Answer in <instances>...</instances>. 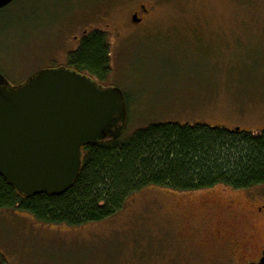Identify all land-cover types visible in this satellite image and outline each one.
I'll return each mask as SVG.
<instances>
[{
  "label": "rangeland",
  "instance_id": "1",
  "mask_svg": "<svg viewBox=\"0 0 264 264\" xmlns=\"http://www.w3.org/2000/svg\"><path fill=\"white\" fill-rule=\"evenodd\" d=\"M95 31L107 36L112 67L96 84L128 104L122 140L164 123L264 131V0H16L0 11V73L20 86L67 67ZM263 205L264 185L152 187L82 227L0 210V264H244L242 248L264 236L254 216Z\"/></svg>",
  "mask_w": 264,
  "mask_h": 264
},
{
  "label": "trees",
  "instance_id": "2",
  "mask_svg": "<svg viewBox=\"0 0 264 264\" xmlns=\"http://www.w3.org/2000/svg\"><path fill=\"white\" fill-rule=\"evenodd\" d=\"M67 63L95 82L107 81L112 67L106 34H87ZM82 151L78 178L61 196L24 197L0 175V210L26 212L47 225L82 227L112 218L131 197L152 187L192 193L264 185V131L154 124L127 140H107Z\"/></svg>",
  "mask_w": 264,
  "mask_h": 264
},
{
  "label": "water",
  "instance_id": "3",
  "mask_svg": "<svg viewBox=\"0 0 264 264\" xmlns=\"http://www.w3.org/2000/svg\"><path fill=\"white\" fill-rule=\"evenodd\" d=\"M15 1L0 0V11ZM128 122L119 90L66 67L39 71L20 86L0 73V175L27 198L64 195L78 178L83 148L119 140Z\"/></svg>",
  "mask_w": 264,
  "mask_h": 264
},
{
  "label": "flooded vegetation",
  "instance_id": "4",
  "mask_svg": "<svg viewBox=\"0 0 264 264\" xmlns=\"http://www.w3.org/2000/svg\"><path fill=\"white\" fill-rule=\"evenodd\" d=\"M232 208L233 207L229 206V209L231 211H232ZM254 213H255L254 216L256 217V220L259 221L260 219H258V218H261L260 216L264 217V205L259 206L257 209H255ZM236 218H237V216H236ZM190 219H191V217L188 218V220H190ZM188 223H189V221H188ZM216 224L218 225V228L219 227H220V229L226 228L232 234L234 233L235 227H233L232 225H228L230 227H225L226 224L224 223L223 217L220 216L219 220L216 222ZM262 228L264 231V225L262 226ZM248 249H250L251 251L248 252ZM242 251H243V257L241 259L242 263H244V264H258L264 256V236L262 237L261 241L258 238L257 234L252 236L249 240V243L245 244V246L242 248Z\"/></svg>",
  "mask_w": 264,
  "mask_h": 264
}]
</instances>
